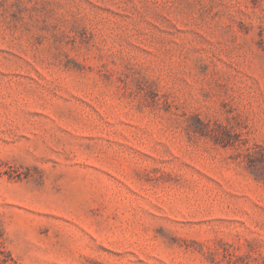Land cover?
<instances>
[{
    "label": "rangeland",
    "instance_id": "obj_1",
    "mask_svg": "<svg viewBox=\"0 0 264 264\" xmlns=\"http://www.w3.org/2000/svg\"><path fill=\"white\" fill-rule=\"evenodd\" d=\"M0 244L264 264V0H0Z\"/></svg>",
    "mask_w": 264,
    "mask_h": 264
},
{
    "label": "trees",
    "instance_id": "obj_2",
    "mask_svg": "<svg viewBox=\"0 0 264 264\" xmlns=\"http://www.w3.org/2000/svg\"><path fill=\"white\" fill-rule=\"evenodd\" d=\"M5 250L3 249L2 245L0 244V264H13L10 261V258L4 254Z\"/></svg>",
    "mask_w": 264,
    "mask_h": 264
}]
</instances>
